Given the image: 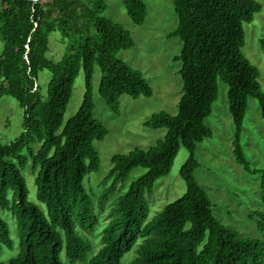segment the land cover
<instances>
[{"label":"trees","instance_id":"obj_1","mask_svg":"<svg viewBox=\"0 0 264 264\" xmlns=\"http://www.w3.org/2000/svg\"><path fill=\"white\" fill-rule=\"evenodd\" d=\"M173 4L178 24L168 37L182 42L174 57L181 63L178 113L160 112L145 123L150 129H166L156 146L112 158L103 180L104 185L111 184L100 197L101 205L116 194L118 184L131 171L143 168L145 172L117 197L102 233V245L87 261L92 245L88 234L95 231L99 217L84 181L100 168L94 143L108 135V129L94 117V65L103 72L99 94L116 115L122 95L149 98L153 89L142 72L118 58L120 51L132 49L135 43L129 31L102 15L105 0H0L4 42L0 100L10 96L24 111L20 137L8 143L0 141V208L15 217L21 241L18 255L0 264H62L63 248L71 263L121 264L140 239L132 264H264V241L243 237L219 222L214 204L195 178L200 167L195 149L214 136L205 120L212 113L222 81L228 85V108L235 128L233 155L245 172L261 174L259 201L264 204V172L252 167L241 145L249 98L258 101L264 119L260 71L242 52L243 25L252 22L262 6L255 0H173ZM124 6L134 24L145 23L146 0H124ZM84 13L93 19L98 36L68 47L60 61L47 58L49 34L60 31L66 38L79 33ZM261 45L264 52V39ZM81 68L83 102L64 125ZM44 70L52 74L46 97L39 84ZM182 147L190 154L180 170L186 192L147 221L146 196L170 173ZM29 162L36 173L37 199L46 205L47 215L28 200L22 172ZM250 219L264 233V212L256 211ZM12 246L9 226L0 217V253L3 247Z\"/></svg>","mask_w":264,"mask_h":264},{"label":"rangeland","instance_id":"obj_2","mask_svg":"<svg viewBox=\"0 0 264 264\" xmlns=\"http://www.w3.org/2000/svg\"><path fill=\"white\" fill-rule=\"evenodd\" d=\"M255 1L261 4L262 11L255 14L252 22L243 25L245 45L242 52L259 69V82L264 92V52L261 45V40L264 39V0ZM105 3L106 10L102 15L129 31L135 43L132 49L120 51L118 58L131 68L142 72L153 89V95L149 98L142 96L138 99L122 95L119 98L120 113L114 114L99 94L103 72L95 63L93 72L94 117L108 129V135L103 141L94 143L100 158V168L97 172L89 174L84 181V187L94 197V211L99 217L95 231L88 234L92 245L87 261L97 253L102 245V233L110 220L111 209L117 197L125 192L132 181L145 172L143 168L131 171L127 179L118 184L116 194L107 203L101 205L100 197L111 184L108 182L104 185L103 180L112 167V158L116 155H128L136 149L148 151L156 146L164 138L166 129H150L145 126V123L160 112L176 115L182 95V81L178 75L181 63L174 60L180 52L182 42L177 37H168L178 24L173 0H146L148 15L142 26L132 22L124 6V0H105ZM80 25L79 33L73 34L72 32L66 38L60 31L50 33L47 58L55 62L60 61L68 47L77 46L86 37L98 36L90 15L81 14ZM3 48L4 42L0 34V55ZM51 78L52 74L47 70L39 74V84L45 97ZM84 94L85 79L81 68L75 79L72 97L64 114V125L80 109ZM228 106V85L219 81L217 101L213 104L211 115L205 120V125L213 131L214 136L196 146L195 157L200 167L195 172V178L214 204V215L219 222L228 228L235 229L243 237L264 241V233H260L257 222L250 219V215L254 212H264V204L259 201L261 174H248L236 162L233 155L235 128ZM23 113V108L12 97L4 96L0 100L1 142L8 143L20 137L23 132ZM241 145L252 167L264 172V119L255 98L248 100ZM32 147L37 150L40 145H32ZM189 155V151L182 147L174 160L170 173L159 179L154 185L152 194L146 196L149 206L147 221L152 220L167 204L185 194L186 184L180 175V170ZM22 173L28 188V200L47 215L46 205L37 199L36 173L32 170L31 162ZM0 217L7 222L13 240L12 248L3 247L0 253V263H6L18 255L21 241L13 214L0 208ZM138 243L125 254L121 264H132ZM60 260L62 264H85L71 263L64 248Z\"/></svg>","mask_w":264,"mask_h":264},{"label":"water","instance_id":"obj_3","mask_svg":"<svg viewBox=\"0 0 264 264\" xmlns=\"http://www.w3.org/2000/svg\"><path fill=\"white\" fill-rule=\"evenodd\" d=\"M31 1H35V2H38V1H40V0H31Z\"/></svg>","mask_w":264,"mask_h":264}]
</instances>
